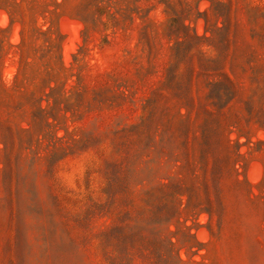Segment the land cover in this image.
I'll use <instances>...</instances> for the list:
<instances>
[{
	"label": "rangeland",
	"instance_id": "obj_1",
	"mask_svg": "<svg viewBox=\"0 0 264 264\" xmlns=\"http://www.w3.org/2000/svg\"><path fill=\"white\" fill-rule=\"evenodd\" d=\"M0 264H264V0H0Z\"/></svg>",
	"mask_w": 264,
	"mask_h": 264
}]
</instances>
